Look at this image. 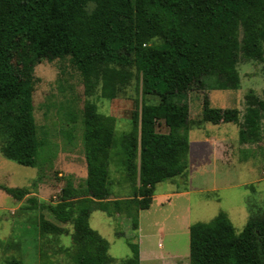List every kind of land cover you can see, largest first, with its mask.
Masks as SVG:
<instances>
[{
    "label": "trees",
    "instance_id": "16d2710c",
    "mask_svg": "<svg viewBox=\"0 0 264 264\" xmlns=\"http://www.w3.org/2000/svg\"><path fill=\"white\" fill-rule=\"evenodd\" d=\"M263 45L264 0H0V154L5 159L37 166L33 73L42 61L69 58L85 83L99 82L106 95L116 81L127 84L133 77L140 88L131 130L117 140L115 119L85 104L84 186L68 181L54 204L27 200V209L46 210L57 223L70 225L71 233L44 218L28 230L40 239L69 236L71 244L62 250L69 264H110L108 242L89 225L92 211L124 215L138 230L139 213L150 208L156 186L189 171L187 93L194 85L237 90L238 58L261 61ZM147 96L157 102L147 104ZM246 104L238 139L257 144L264 141V100L249 94ZM201 120L238 124L239 110L204 101ZM161 125L166 133L157 131ZM117 146L132 196L109 201V167ZM0 189L17 201L28 194ZM127 245L131 257L124 264H140L139 245ZM4 264L23 262L11 258ZM189 264H264V212L251 216L239 233L223 213L190 225Z\"/></svg>",
    "mask_w": 264,
    "mask_h": 264
},
{
    "label": "rangeland",
    "instance_id": "374dc122",
    "mask_svg": "<svg viewBox=\"0 0 264 264\" xmlns=\"http://www.w3.org/2000/svg\"><path fill=\"white\" fill-rule=\"evenodd\" d=\"M236 70L237 90L194 85L187 93L189 143L194 141L189 171L185 177L156 186L150 208L139 213L138 230L132 229L124 215L110 217L92 211L89 225L108 242L110 264H124L131 257L128 241L137 243L143 252L140 264H189L190 225L208 223L223 213L239 233L251 216L264 212V141L241 144L238 139L246 97L253 94L264 100V55L261 61L239 57ZM33 77V114L40 143L37 166H21L0 154V186L26 189L28 193L17 201L0 189V264L11 258L23 264H69L62 251L71 244L69 236L40 239L28 229L40 218L67 228L69 233L71 226L57 223L46 210L27 209V200L54 204L68 181L75 188L84 186L85 104L92 103L100 114L115 119L117 140L131 130L140 88L133 77L127 84L116 81L113 92L106 95L99 82L88 86L69 58L42 61L35 66ZM204 101L212 108L238 109L239 123H203ZM145 102L154 104L157 100L147 96ZM157 131L166 133L167 128L161 125ZM205 138L209 141H203ZM120 152L119 146L113 149L109 201L132 196L121 170ZM160 195L168 197L160 200Z\"/></svg>",
    "mask_w": 264,
    "mask_h": 264
},
{
    "label": "crops",
    "instance_id": "0c3cea01",
    "mask_svg": "<svg viewBox=\"0 0 264 264\" xmlns=\"http://www.w3.org/2000/svg\"><path fill=\"white\" fill-rule=\"evenodd\" d=\"M203 141L208 142L209 140L207 138H205ZM193 142L194 141H191L190 142V152H191V147H192V143ZM165 197H168V195H160L158 198L161 200L162 198H165ZM153 201H154V197H153ZM139 255H140V262H141L142 259H143V252L142 251H139Z\"/></svg>",
    "mask_w": 264,
    "mask_h": 264
}]
</instances>
